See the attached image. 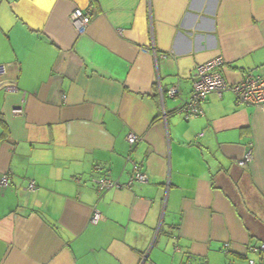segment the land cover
<instances>
[{
    "label": "crops",
    "instance_id": "0c3cea01",
    "mask_svg": "<svg viewBox=\"0 0 264 264\" xmlns=\"http://www.w3.org/2000/svg\"><path fill=\"white\" fill-rule=\"evenodd\" d=\"M217 56L228 84L264 79V0H0V264L264 260V107L224 91L179 111ZM133 164L146 183L98 192Z\"/></svg>",
    "mask_w": 264,
    "mask_h": 264
},
{
    "label": "built area",
    "instance_id": "2783aa9c",
    "mask_svg": "<svg viewBox=\"0 0 264 264\" xmlns=\"http://www.w3.org/2000/svg\"><path fill=\"white\" fill-rule=\"evenodd\" d=\"M71 23L75 31L78 34H83L91 23V9L89 7L85 9H74L71 13ZM223 64L222 57L217 56L211 60L197 65L192 72L191 81L192 87L189 97L181 102L179 111L183 113L185 118L197 117L203 115L202 104L206 97L211 93H217L221 95L224 91H230L235 98V103L238 105H250L264 107V79L260 75H252L247 73L240 81L228 84L220 71V67ZM7 91H15L13 85L3 86ZM166 96L174 98L178 94L176 85L170 86L165 91ZM21 108L13 109L14 113L20 112ZM165 118V113L162 115ZM141 137L135 133H129L126 136V141L130 146H133ZM253 144H248V149L240 160L241 164H248L252 160ZM94 169L99 171V167L95 166ZM98 192L110 188H129L133 182L146 183L147 176L141 170L140 166L133 164L132 175L126 183L121 184L115 180L108 178L107 176H99L94 179ZM9 183L7 175H3L0 178V186L4 187ZM36 188L34 181L31 180L28 184V190L34 191ZM102 216L96 210L92 212L90 222L96 224ZM229 244L224 243V251L228 252ZM252 252H264V243L256 246H250ZM249 264H255L254 260L249 259ZM257 264H264V260H260Z\"/></svg>",
    "mask_w": 264,
    "mask_h": 264
}]
</instances>
